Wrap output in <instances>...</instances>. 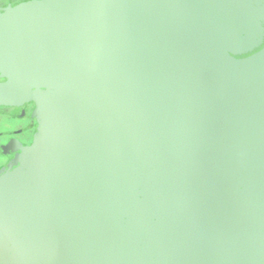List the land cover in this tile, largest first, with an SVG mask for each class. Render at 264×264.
Listing matches in <instances>:
<instances>
[{
    "label": "water",
    "instance_id": "95a60500",
    "mask_svg": "<svg viewBox=\"0 0 264 264\" xmlns=\"http://www.w3.org/2000/svg\"><path fill=\"white\" fill-rule=\"evenodd\" d=\"M112 2L0 18V101L46 114L0 264H264V0Z\"/></svg>",
    "mask_w": 264,
    "mask_h": 264
},
{
    "label": "flooded vegetation",
    "instance_id": "af4514ba",
    "mask_svg": "<svg viewBox=\"0 0 264 264\" xmlns=\"http://www.w3.org/2000/svg\"><path fill=\"white\" fill-rule=\"evenodd\" d=\"M52 0H0V18H8L16 15L27 7L38 6ZM126 0H113L105 8L107 16L114 17L121 12ZM110 51V50H108ZM102 60V59H100ZM104 64L113 68V75L119 76L120 72L111 63V57H104ZM99 65V59H96ZM127 69L122 75H127ZM20 81L21 79L18 78ZM7 76L0 73V82H8ZM58 89L53 87L33 88L32 91L44 93H56ZM51 105V102H48ZM44 107L42 100L34 96H24L12 101H0V174L19 164L20 160L31 150H34L41 142V131L46 129V117H41Z\"/></svg>",
    "mask_w": 264,
    "mask_h": 264
},
{
    "label": "rangeland",
    "instance_id": "374dc122",
    "mask_svg": "<svg viewBox=\"0 0 264 264\" xmlns=\"http://www.w3.org/2000/svg\"><path fill=\"white\" fill-rule=\"evenodd\" d=\"M42 103H43V101H42ZM43 108H44V107H43ZM43 108H42V111H41V117H42V118H45V117H46V114H45V110H44ZM44 132H45V128L41 131V141H42V138H43ZM23 158H24V157H23ZM23 158L20 160V162H19L18 165L21 164V162L23 161ZM18 165H16L15 167H17ZM15 167H14V168H15ZM12 168H13V167H11V168H9L8 170H6L5 172L1 173L0 176H2L4 173L10 171ZM14 168H13V169H14Z\"/></svg>",
    "mask_w": 264,
    "mask_h": 264
}]
</instances>
